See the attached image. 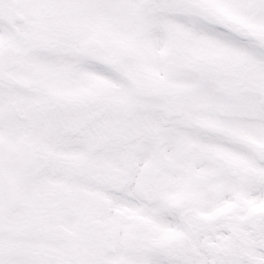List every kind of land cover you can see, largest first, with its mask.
<instances>
[{"label":"snow or ice","instance_id":"1","mask_svg":"<svg viewBox=\"0 0 264 264\" xmlns=\"http://www.w3.org/2000/svg\"><path fill=\"white\" fill-rule=\"evenodd\" d=\"M0 264H264V0H0Z\"/></svg>","mask_w":264,"mask_h":264}]
</instances>
